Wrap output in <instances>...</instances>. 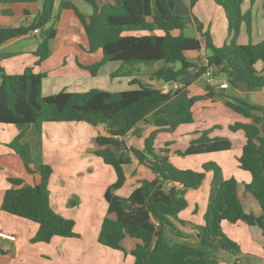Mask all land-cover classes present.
<instances>
[{"label": "trees", "instance_id": "16d2710c", "mask_svg": "<svg viewBox=\"0 0 264 264\" xmlns=\"http://www.w3.org/2000/svg\"><path fill=\"white\" fill-rule=\"evenodd\" d=\"M92 8L89 16L82 14L72 0H60V9H72L83 25L88 39V50L102 52V58L86 66L92 74L109 61L122 65L153 63L162 61L150 76L164 83H174L190 70L196 69L202 75L212 66L214 72H230L248 89L264 87V39L257 43H239L238 35L245 23V31L251 33L252 5L242 11V0H213L224 11L229 41L215 46L202 25H196L195 34L185 31L193 26L190 17L176 14L169 8L168 0H160L161 11L145 12L144 0H83ZM56 0H42L41 10L25 25L0 27V44L7 43L28 34L35 28L42 33L35 51L36 64H40L50 53L49 44L56 34L54 25L60 9L55 12ZM159 30L160 33H157ZM145 31L143 34L129 33ZM206 52L205 63L192 62L187 57L189 51ZM259 65V66H258ZM45 73L35 72L26 67L18 74L0 75V123L15 124L21 128L7 145L21 158L26 170L33 175L31 184L21 178H9L11 186L3 195L1 209L5 212L37 223L32 242H48L53 236H77L75 221L56 212L49 202L48 183L52 172L49 164L37 161L27 142H21L24 128L33 124L38 129L42 122H85L90 125L123 122L119 128H110L109 136L98 135L95 142L99 146L95 154L103 163L113 168L115 181L104 192L107 202L115 196V190L122 187L126 176L124 165L135 157L154 173L151 180H144L123 200V209L142 205L150 216L148 221L125 222L105 216L98 233V242L112 249L127 253L122 240L132 237L138 240L129 251L132 264H213L212 258L204 247L225 250L239 257L249 256L242 252L238 242L230 238L222 229V222H244L248 226L259 225L264 235V108L239 97L226 100V105L248 118V122H235L229 127L232 131L241 130L245 143L238 156V166L250 173V180L242 182L244 192L257 201L260 213L246 210L238 193L239 182L235 177L221 179V169L213 161L205 162L200 171L179 169L172 164L167 148L154 147L156 132L152 131L144 140L142 149L130 147L128 152L120 151L121 142L113 135H125L137 123L145 121L147 115L159 104L170 100L180 91L170 88L163 92L137 79L129 84L136 86L125 90L106 91L89 89L86 91H66L44 95L42 79ZM206 93L181 97L172 111L160 110L152 115L156 126L177 125L191 122V107L195 101L212 97L214 90L208 85ZM176 116L171 122L167 117ZM126 151V150H125ZM207 171L212 172V183L216 184L213 198L208 201L203 225L196 227L191 235L195 243L172 241L166 230L180 238L187 239L189 234L181 231L172 222L187 206L184 196L186 189L200 188ZM166 184H173L174 190L166 201L155 200L154 194ZM180 186V188H177ZM138 198L142 201L139 202ZM73 202L70 201V204Z\"/></svg>", "mask_w": 264, "mask_h": 264}, {"label": "crops", "instance_id": "0c3cea01", "mask_svg": "<svg viewBox=\"0 0 264 264\" xmlns=\"http://www.w3.org/2000/svg\"><path fill=\"white\" fill-rule=\"evenodd\" d=\"M72 2L85 16L92 13L91 6L83 0H72ZM243 2L242 6L247 4V0ZM144 4L145 12L148 14L154 10L161 11L160 0H144ZM168 5L176 14L190 17L193 26L185 31L186 34H195L199 37L196 25L200 23L202 31L209 33L215 46H221L230 40L231 35L228 32L224 11L213 0H168ZM41 7L42 0H0V27L25 25L34 18ZM59 9L60 0H56L54 11L57 12ZM57 19V25H54L56 34L49 44V56L38 65L35 51L42 37L40 31L37 33L30 31L22 37L0 44V75L18 74L26 67H32L35 72L45 73L42 79L44 95L61 90H84L91 79L86 66L99 61L102 52L100 49L94 52L88 50L87 35L72 9L61 8ZM46 27H49V23ZM156 32L160 33L159 30ZM187 57L190 61L202 65L206 61V52L202 46L199 51H189ZM117 63L123 66L120 62ZM162 65V61L140 63L136 65L137 73L129 68L126 71L130 80L137 79L166 92L173 88V82L164 83L150 78L151 74ZM141 66L148 68L141 69ZM195 72L196 69L190 70L183 78L176 81L180 91L183 90L186 97L202 95L206 93V86L209 85L215 93L212 97L194 102L191 107V122L156 126L152 115L160 110L167 112L168 100L155 107L145 121L137 123L125 135L112 137L124 140L129 148L142 149L145 138L155 131V149L167 148L171 161L176 155L191 164L203 165L208 161L215 162L221 169V179L231 176L236 178L239 182L238 193L245 209L253 211L257 216L260 213L257 201L244 192L242 185V182L250 180V173L241 169L237 160L245 143V137L241 130L232 131L229 127L235 122H248L249 119L228 107L226 100L239 97L260 104L264 108V87L248 89L230 72H214L211 82L205 81L202 75H197ZM97 73L98 71L93 76ZM130 86L134 88L136 85ZM161 116L167 117L171 122L176 119V116L166 114ZM84 123L47 121L42 122L40 129L33 124L24 128L21 142L30 145L37 161L49 164L52 168L48 183L51 207L64 216L72 217L75 221L74 230L77 236H53L48 242L31 241L37 230V223L1 209L4 192L11 186L9 178H21L24 183L31 184L33 175L26 170L19 155L7 145L17 136L21 128L15 124L0 123V231L15 236L14 240L0 237V264H132L133 257L129 251L136 245L137 239L126 236L122 240L121 245L127 252L124 253L122 250L112 249L99 243L98 233L105 216L130 223L150 220L144 206L136 205L131 209H123L122 203L138 185V180L152 179L155 175L147 166L132 157L131 163L123 166L126 180L117 191L119 194L115 192L112 200L107 202L104 192L108 184L113 182V176L110 177V181L104 178L106 164L100 157L98 159L97 155L96 158L80 159L83 154H91L99 148L97 144L86 145L82 141V130L89 128ZM121 126L123 122L120 121L114 126L107 124V130L102 133L100 131L99 135L109 136L110 128ZM72 154L74 156H71ZM133 170L136 171L134 176L131 175ZM210 172H206L200 188L186 189L184 196L187 206L176 218H172L175 226L190 237L180 238L166 230L167 237L172 241L185 240L195 243L191 235L196 233V227L200 228L203 225L206 205L213 198L216 190V184L212 183L208 196L205 193L206 183L210 181ZM129 182L132 186L126 189ZM173 190L174 188L169 187L165 190V194L169 193L170 196ZM159 191L154 196H157ZM116 193L121 200L115 203V198L118 197ZM159 195L161 197V194ZM138 200L142 201L141 198ZM70 201L73 203L70 204ZM104 211L110 215H99ZM78 214H83L84 219ZM222 229L230 238L238 242L242 252L249 256L239 257V260H236L237 256L228 251L206 246L204 250L215 259L213 264H264V235L259 225L248 226L241 221L236 223L223 221Z\"/></svg>", "mask_w": 264, "mask_h": 264}, {"label": "rangeland", "instance_id": "374dc122", "mask_svg": "<svg viewBox=\"0 0 264 264\" xmlns=\"http://www.w3.org/2000/svg\"><path fill=\"white\" fill-rule=\"evenodd\" d=\"M257 2H259V3H257ZM243 3L244 2L242 0V4ZM242 4H241L242 11H245L246 9H248L250 7V0H247V4L246 5L242 6ZM246 6H247V8H246ZM252 8L254 9V12H253V15H252V22H253L254 30H253V26H252L251 33L247 34L246 31H245V27H244L245 23L243 22L242 23V29H241L242 31L238 35L237 42L241 41V42L247 43L248 41H250L251 43L254 44V43H257L258 41L264 39V17L262 18V16L264 15V10H263L264 9V1L255 0L253 5H252ZM57 21H58V19H56L55 21H53V20L50 21L49 22V26L50 25H55L56 26L57 25ZM104 64H106V65H104ZM104 64L100 67V69L98 70V73H97L96 76H93V74L90 72V70L87 69V71H89V74L91 75L90 76L91 79H89V81L86 84L85 88H83L84 90H76V91L80 92V91H86V90H89V89H102V90H106V91H117V90H125V89H129V88H133V86L129 85L130 76H129V73L126 70H127V68H129V69H132L134 73H137L136 65H139V64L127 65V67H126V65H123V66L119 65L116 61H109V62H106ZM145 67L141 66L140 68L142 69V68H145ZM146 68H148V67H146ZM181 78H183V76ZM185 95L186 94L184 93V91L181 90L178 93L177 97H175L174 99H170L169 100L166 110H168V111L174 110L176 108L178 102L180 101L181 97H183ZM84 124L89 126V128H88V130H82V132H83L82 133V137H83L82 141H84L86 143V145H90L91 144V145L94 146L96 144V142L94 140L95 136L99 135L100 131H101V133H102V131H106L107 130L106 129V125L105 124L90 125L88 123H84ZM109 124L114 126V125H117L118 122H110ZM118 136H120V135H118ZM118 141L121 142V146H120L119 150L123 151V152L130 153L129 145H127L124 140L123 141L122 140H118ZM71 156H74V155L72 154ZM89 157L96 158L95 152H92L91 154L90 153H85V154H83V156L80 157V159L81 160L85 159V158L87 159ZM97 158L99 159V157H97ZM172 160H173V161H171L172 164L175 165L179 169H193V170H196V171L203 170L201 164H191L190 162L187 163L184 159H182L181 157L176 156V155L173 156ZM143 165H145V164H143ZM104 166H105V168H107L103 172L104 178L107 181H110V177L113 176V182H114L115 181V174H114V171H113L112 167L106 166V165H104ZM135 174H136V171L133 170L131 172V175L134 176ZM144 180H151V179L142 178V179L138 180V185L137 186H139L140 183H142ZM113 182H110L108 184V186L111 183H113ZM130 186H132L131 182H129L126 185V189H127V187H130ZM206 186H207V188H205V193L208 196V193L210 192L209 188H210V186H212L211 172H210V181H208L206 183ZM169 187L170 188H174L175 186L166 184L159 191V194H161V197L158 194L157 196H153L154 199L155 200H162V201L168 200L169 193H168V195L165 194V190H167V188H169ZM178 188H180V186ZM118 190L119 189H116L115 192H117ZM117 193L119 194V192H117ZM117 193H116V195H117ZM117 196H118L117 199L115 198V203H116V201L118 202L119 200H121V197L119 195H117ZM72 215H74V214H72ZM78 215L82 216V218L84 219L83 214H78ZM86 215H90V214H86ZM99 215H102V216L104 215L105 216V215H110V213H107V211H104L101 214L99 213Z\"/></svg>", "mask_w": 264, "mask_h": 264}, {"label": "built area", "instance_id": "2783aa9c", "mask_svg": "<svg viewBox=\"0 0 264 264\" xmlns=\"http://www.w3.org/2000/svg\"><path fill=\"white\" fill-rule=\"evenodd\" d=\"M33 33H37L39 32V29L38 28H35L32 30ZM213 71H214V68L212 66L208 67L207 70L202 74L203 78L205 79V81L207 82H211L212 80V77H213ZM173 88L174 89H177L179 88L178 84L176 82L173 83ZM0 237H4V238H7V239H11V240H14L15 239V236L12 235V234H9V233H5L3 231H0Z\"/></svg>", "mask_w": 264, "mask_h": 264}]
</instances>
